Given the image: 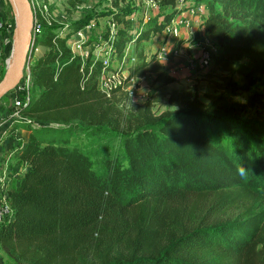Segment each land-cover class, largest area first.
Returning a JSON list of instances; mask_svg holds the SVG:
<instances>
[{
  "label": "trees",
  "instance_id": "obj_1",
  "mask_svg": "<svg viewBox=\"0 0 264 264\" xmlns=\"http://www.w3.org/2000/svg\"><path fill=\"white\" fill-rule=\"evenodd\" d=\"M196 1L208 9L202 26L218 47L214 68L243 85L225 76L209 104L179 102L161 114L153 103L176 80L166 66L152 58L131 69L129 79L145 70L155 78L149 98L120 113L99 89L101 60L68 42L94 16L41 19L33 52L47 50L29 66L27 119L18 121L31 130L26 170L8 191L1 264L3 254L17 264H264V115L245 117L232 101L243 87L248 106L264 108V0ZM181 12L111 43L122 57ZM78 134L90 143L74 142Z\"/></svg>",
  "mask_w": 264,
  "mask_h": 264
},
{
  "label": "rangeland",
  "instance_id": "obj_2",
  "mask_svg": "<svg viewBox=\"0 0 264 264\" xmlns=\"http://www.w3.org/2000/svg\"><path fill=\"white\" fill-rule=\"evenodd\" d=\"M38 1L43 3L44 0ZM45 1H47L48 6L52 9L56 20L64 25L78 22L92 14L95 24L90 30H84L86 33H84V37L80 42L86 46L85 49L89 51L91 56L95 55L100 58L110 57L111 68L117 69L120 52L117 50V45L113 46V44H109V39L112 35L110 30L114 28L113 38L115 35H121L122 37L138 36L143 30L149 29L156 24L164 23L167 15L171 14L174 9L182 10L162 31L156 34L152 32L149 39L130 43V53L136 57V60L130 62L131 64L124 70L127 76L125 83L109 96L118 106L120 113L122 111L124 113L132 111L137 105L143 104L149 98L150 87L155 74L145 70L143 75L134 76L133 79H129V74L131 69L152 58L166 66L170 74L176 79L173 83L166 86L167 94L161 100L153 103V110L157 114H161L166 110L177 109V103L179 102L181 104L192 103L197 106L209 104L213 98L218 97L223 91L225 76L232 75L240 85H243V78L237 73H228L221 69H216L213 64L206 68L200 65L198 60L200 51L204 46L208 45L206 40L202 41L204 33L202 34L200 27L207 15L198 13L200 4L196 0H182L177 3L176 8H173L172 5H164L161 0H157L158 5L155 8H148L145 0ZM202 6L206 8L205 11L208 13L205 2ZM180 21L183 23H181V31L177 36L171 32V28L177 26ZM14 26L16 28V22ZM62 32L66 33L68 30L64 28ZM76 33L70 35L68 40L69 45L71 40L75 39ZM205 35L208 36L207 33ZM212 42L215 49L218 50L215 42L213 40ZM46 50L47 48L38 46L33 52L29 66L43 55ZM100 58H97V60H100ZM28 70L30 71V67ZM3 77L4 75L0 77V80ZM259 77L261 80H264V75ZM253 88L256 89L255 86ZM173 93H175V96L171 99L170 97ZM12 94L13 96L15 95L14 90L3 96V102L0 103V107H4L3 103L10 105L12 102L11 105H13L15 97L12 98ZM249 95V91L242 87L233 96L232 101L238 103L237 108L245 117L264 115V108H261L262 110L260 111L256 107L248 106ZM73 141L79 145L86 146L90 143L91 138L85 134H78L73 138ZM237 212L235 211V213ZM232 214L231 212L230 215Z\"/></svg>",
  "mask_w": 264,
  "mask_h": 264
},
{
  "label": "built area",
  "instance_id": "obj_3",
  "mask_svg": "<svg viewBox=\"0 0 264 264\" xmlns=\"http://www.w3.org/2000/svg\"><path fill=\"white\" fill-rule=\"evenodd\" d=\"M177 3L181 2L182 0H176ZM33 10H34V19H33V36L35 39V36L37 34H40L42 31V23L41 19H44L46 22L51 23L52 21L56 20L55 15L52 13V9L48 6L47 1H43V3H40L38 0H31ZM147 7L155 8L158 5L157 0H145ZM178 5V4H177ZM199 14H208L205 11V7L202 6V3L199 5ZM205 15V16H206ZM93 21V22H92ZM175 21V20H174ZM181 23L180 21L177 26H174L171 28V32L174 35H179L181 29ZM94 20H91L90 23H88L84 28H81L77 31V35L75 39H72L70 42V47L73 50L74 53L81 55L82 57H88L89 51H86V46H84L80 40L83 39L84 33H86L87 30H90L94 26ZM3 26L2 21L0 20V28ZM84 30H86L84 32ZM114 30V28H113ZM110 30V33L113 35L114 31ZM110 37L109 44H113L111 42L114 41V38ZM115 37V36H114ZM209 36L205 37V40L208 42V45L204 46L202 50L200 51V56L198 58L199 63L202 67H210L213 64V57L217 53V49H215L214 43ZM212 42V43H211ZM113 47V46H112ZM131 45H129L125 48L124 56L120 57V60L117 61L118 69L117 68H111V58L110 57H92V60H97V58H100L102 62L101 71L99 74L98 79V86L101 91L108 94L109 96L111 93L118 89L119 87H122V85L125 83V79H127L124 70L128 68V65L131 64L130 62H133L136 60V57L130 53ZM133 79V78H132ZM14 102L11 109V116L13 118H16L18 120H23L21 118L22 116V106L26 105L30 99V71L28 70L22 80V84L19 85L16 89H14ZM27 119V118H24ZM8 177L6 172H2L0 169V224L6 221L8 218H10L13 214V210L11 208L10 202H9V196L8 191L10 190L6 186V178ZM1 264V262H0Z\"/></svg>",
  "mask_w": 264,
  "mask_h": 264
},
{
  "label": "crops",
  "instance_id": "obj_4",
  "mask_svg": "<svg viewBox=\"0 0 264 264\" xmlns=\"http://www.w3.org/2000/svg\"><path fill=\"white\" fill-rule=\"evenodd\" d=\"M186 12V11H184ZM208 15V14H207ZM0 20L3 26L0 28V77L5 75L9 61L14 51V35L16 16L13 6L8 0H0ZM203 22V21H202ZM200 31L204 33L202 41L205 40V29L201 25ZM93 57H96L93 55ZM15 94V93H14ZM12 94V98H13ZM3 98L0 99V103ZM3 103L0 107V169L6 172V186L13 189L19 185L20 178L26 170L21 158V149L24 148L29 140L31 130L22 127L19 120L10 114L12 106ZM21 118H27L22 114ZM5 257L4 264H17L11 258Z\"/></svg>",
  "mask_w": 264,
  "mask_h": 264
},
{
  "label": "water",
  "instance_id": "obj_5",
  "mask_svg": "<svg viewBox=\"0 0 264 264\" xmlns=\"http://www.w3.org/2000/svg\"><path fill=\"white\" fill-rule=\"evenodd\" d=\"M16 16L14 51L4 77L0 80V99L22 84L33 53L34 10L31 0H9Z\"/></svg>",
  "mask_w": 264,
  "mask_h": 264
},
{
  "label": "clouds",
  "instance_id": "obj_6",
  "mask_svg": "<svg viewBox=\"0 0 264 264\" xmlns=\"http://www.w3.org/2000/svg\"><path fill=\"white\" fill-rule=\"evenodd\" d=\"M238 174L243 175L244 174V170L243 169H239L238 170Z\"/></svg>",
  "mask_w": 264,
  "mask_h": 264
}]
</instances>
